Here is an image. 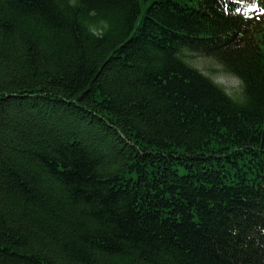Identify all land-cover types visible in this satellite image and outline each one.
I'll return each instance as SVG.
<instances>
[{"label":"trees","instance_id":"1","mask_svg":"<svg viewBox=\"0 0 264 264\" xmlns=\"http://www.w3.org/2000/svg\"><path fill=\"white\" fill-rule=\"evenodd\" d=\"M261 7L0 0V264H264Z\"/></svg>","mask_w":264,"mask_h":264},{"label":"rangeland","instance_id":"2","mask_svg":"<svg viewBox=\"0 0 264 264\" xmlns=\"http://www.w3.org/2000/svg\"><path fill=\"white\" fill-rule=\"evenodd\" d=\"M184 61L191 67L198 70L206 78H209L214 84L222 88L233 99L240 101L241 85L237 79L224 73L221 66L212 59L198 57L187 52L183 53Z\"/></svg>","mask_w":264,"mask_h":264},{"label":"snow or ice","instance_id":"3","mask_svg":"<svg viewBox=\"0 0 264 264\" xmlns=\"http://www.w3.org/2000/svg\"><path fill=\"white\" fill-rule=\"evenodd\" d=\"M74 2H75V0H74ZM257 6H258V5L255 4V3H253V5H252L253 8H256ZM237 11H239V9H237ZM260 12H261V14H264V7H261V8H260Z\"/></svg>","mask_w":264,"mask_h":264}]
</instances>
